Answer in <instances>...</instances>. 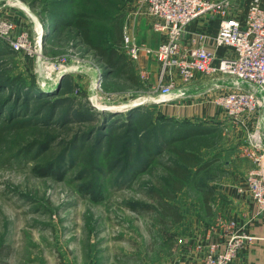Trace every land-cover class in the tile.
Returning <instances> with one entry per match:
<instances>
[{"label": "rangeland", "instance_id": "1", "mask_svg": "<svg viewBox=\"0 0 264 264\" xmlns=\"http://www.w3.org/2000/svg\"><path fill=\"white\" fill-rule=\"evenodd\" d=\"M121 1L108 3L120 5L124 30L138 0ZM84 5L85 0H0V20L14 27L11 38L17 41L26 34L32 44L30 52L0 55V77L32 82L43 93L61 87L56 97L64 100L62 111L78 102L76 106H83L91 115L106 113L110 121H121L119 125L126 123L136 108L148 111L151 118L132 126L128 133L113 131L102 140L101 152H96L93 140L74 147L76 136L96 127L97 120L46 128L36 124V116L6 123L0 118V264H164L178 252L191 223L203 216L216 217L222 202L217 187L226 171L225 154L230 151L222 127L197 123L207 133L177 140L169 147L192 152L201 167L209 164L204 170L190 169L187 185L170 201L165 167L177 164L176 153L166 149L160 156L155 154L151 166L144 170L139 162L148 145L156 148L171 129L180 127L157 122L158 114L142 78V87L115 73L107 79L96 50L87 46L74 28L46 38L54 14L88 7L93 10L98 2ZM10 11L25 15L19 22L22 26L9 18ZM100 19L96 17L92 31L94 43L114 42L108 35V23ZM118 47L127 55L123 41ZM100 73L104 78L101 90L95 89ZM51 106L47 103L44 113ZM47 140L55 142L39 153L35 147ZM68 154L74 156L66 163L63 180L35 174V168H47ZM159 184L165 192L159 190ZM207 198L210 202L206 205ZM158 199L176 205L183 220L173 224L163 216Z\"/></svg>", "mask_w": 264, "mask_h": 264}, {"label": "built area", "instance_id": "2", "mask_svg": "<svg viewBox=\"0 0 264 264\" xmlns=\"http://www.w3.org/2000/svg\"><path fill=\"white\" fill-rule=\"evenodd\" d=\"M142 3L148 14L157 20L153 25L154 30L164 34L165 41L156 50L143 48L136 43L132 28L127 25L123 30V42L126 53L133 62L139 59L142 51L156 57L161 69L159 88L163 100L174 97L177 89L173 80L174 73H178L186 84L193 81L197 73L223 76L230 79L234 90L219 96L215 101L225 110L229 119L243 126H246L252 115H261L264 121L263 0L251 1L246 21L224 20L221 23L212 42L216 47L234 50L235 56L220 59L203 46L184 47L182 39L195 20L209 13L219 12L225 15L229 9L234 8V0H142ZM13 32L11 23L0 20V39L8 43L15 52H30L32 44L29 36L23 34L15 41L11 38ZM102 75L100 73L96 78L95 89H102ZM167 78L171 80L165 85ZM183 96L185 92L179 91L176 94V97ZM246 137L243 153L253 162L246 184L255 203L264 212V122L253 129L247 128ZM225 226L230 236L224 248L213 243L205 258L194 264H234L240 249L255 240L252 235L236 233L234 222Z\"/></svg>", "mask_w": 264, "mask_h": 264}, {"label": "crops", "instance_id": "3", "mask_svg": "<svg viewBox=\"0 0 264 264\" xmlns=\"http://www.w3.org/2000/svg\"><path fill=\"white\" fill-rule=\"evenodd\" d=\"M251 1L234 0V8L229 9L225 15L216 12L198 18L188 27L182 39L183 46L186 48L203 46L215 53L219 59L234 57V50L216 47L212 39L224 20L246 21ZM137 3L135 13L129 14L127 23L132 28V34L139 46L156 50L165 41L166 36L154 30L153 25L157 20L148 14L146 7L142 5V0H138ZM10 12L9 18H14L17 24L25 20V15L22 13ZM135 65L139 77L150 91L148 95L154 103L157 114L177 121L218 125L227 134L226 143L230 150L225 154L228 161L224 169L226 171L219 179L217 187V197L222 201L218 212H215L217 216L195 219L187 233L183 235V243L179 246L178 252L167 257L164 264H194L205 258L208 248L213 243H218L224 248L230 236L225 225L232 222L235 223L236 233H246L255 237L252 243L240 249L234 264H264V212L255 203L247 188L246 178L253 168V162L244 155L242 148L247 138V128L253 129L257 124L263 123L262 116L252 115L246 126L229 119L225 110L215 101L219 96L234 90L227 77L197 73L194 80L186 84L178 73H174L173 80L177 88L174 97L163 100L159 88L161 69L156 57L142 51ZM170 80L167 78L165 85L169 84ZM179 91L185 92V96L176 97Z\"/></svg>", "mask_w": 264, "mask_h": 264}, {"label": "trees", "instance_id": "4", "mask_svg": "<svg viewBox=\"0 0 264 264\" xmlns=\"http://www.w3.org/2000/svg\"><path fill=\"white\" fill-rule=\"evenodd\" d=\"M93 1L98 2V5L95 7L96 9L92 10L90 9V7H88L87 10L77 9L72 13L61 11L60 13L54 14L52 16V23H48L50 28L52 27V31L51 33H49V35L46 36V38H51L54 34L62 29L74 28L82 37L87 46L92 47L94 50H96V55L103 64L104 75L105 77L107 76V79H109V77L115 73L118 77L125 76V79L130 84L138 87L144 86L143 83H141L140 77L136 70L137 68L135 67L134 63L130 59H128L127 55L120 51L118 47L121 45L124 36L123 14L119 13L121 8L120 5L116 3L113 4L111 2L108 3L111 0H85L84 6H89V4H92ZM125 1L127 0H122L120 3L123 4ZM106 3H108L107 7ZM104 10H106V12H104ZM101 16L103 18L100 19ZM96 17L99 18L101 22L108 23L110 28V30L108 31V35H112V37L114 38V42L111 43L109 41H103L98 42L102 44L97 45L94 43V40L91 37L93 35L92 31L96 22ZM8 51L13 52L11 47L5 41L0 39V55L5 54ZM60 92H62L61 87L52 93H43V91L32 82L31 84H23L20 81H15L14 79L8 77H0V118L3 119V123H6L7 121L19 117H22L24 118V120L28 121L27 119L36 116V124H41L43 126H46V128H54L58 125H68L73 121L81 122L83 120H87L90 123L91 121L97 120L96 127H91L88 131L83 132L82 135L76 136L74 145V147L77 148L76 146L80 143L85 144L88 142H92L93 140L94 149L96 150V152L102 151V140L110 136L113 131H124L128 133V131L131 130L132 126L141 125L143 121L151 118V113H146L148 111L145 112L143 108H136L129 113L128 121L119 125L121 121H110L106 113L91 115L92 113H90L88 109L84 108L81 105L76 106L78 102H76L75 105L72 104L68 110L62 111L64 100L61 101V99H58L56 97ZM50 102L52 103L50 111L44 113V106ZM72 106L76 107L73 108ZM32 107L35 108L32 109ZM59 112H61L60 115ZM42 116L43 119H37ZM163 121H166L167 124L171 123L174 128L177 125L180 128L177 130L171 129V133L166 138H163L160 141L161 144L157 145L156 148L148 145L149 149L147 148L146 154H144V158L142 159L143 161L139 162V166L143 170L148 165L151 166V164L153 163L152 156H154L155 154L156 156H160L162 152L166 151V149L176 153L177 164L170 168L165 167V176L170 183L168 189H170V191L172 192L171 193L169 191L170 195L167 196L169 197L170 201H173L175 200L174 198L176 194L182 191L187 185L188 178L191 174L190 169L199 167L204 170L203 167H207L209 166V164L201 167L199 160L195 157L194 154H192V152L186 153L185 151L174 150V148L170 149L169 147H172V145L177 140H182L183 138L189 136H195L197 133H207V131H203L201 129L203 126L198 125L200 123L197 124L187 121H177L170 118H165L161 114H158L157 122L160 123ZM162 127H165V124L162 123ZM146 140H150V138L147 137ZM54 142V140H47L46 142L35 148H39L38 152L43 154L49 148H51ZM35 148H33L32 151H35ZM75 148H73V151H75ZM73 156L74 154H68L67 157H62V160L48 165L47 168H35V174L39 177H56L57 179L63 180L64 176L62 172L67 171L66 163L68 162V160L73 159ZM159 187V190L161 192H165L164 187L161 184H159ZM208 199L209 198H207V201H205L206 205L210 202ZM157 206L161 211V214L166 218H170L173 224H178L183 220V216L179 213L178 207L176 205H172L171 203H169V201L158 199ZM209 210L207 211L211 212V209Z\"/></svg>", "mask_w": 264, "mask_h": 264}]
</instances>
